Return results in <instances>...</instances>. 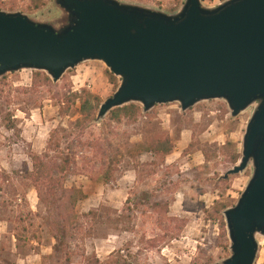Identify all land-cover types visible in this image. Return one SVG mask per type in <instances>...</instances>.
Here are the masks:
<instances>
[{"label":"rangeland","instance_id":"obj_1","mask_svg":"<svg viewBox=\"0 0 264 264\" xmlns=\"http://www.w3.org/2000/svg\"><path fill=\"white\" fill-rule=\"evenodd\" d=\"M118 1L169 15L186 2ZM201 1L206 8H216L228 0ZM0 11L20 12L57 29L67 25V14L55 0L40 9L32 0H0ZM39 73L23 70L0 78V262L221 264L231 257L225 212L237 205L254 169L250 165L240 175L223 177L240 163L234 165L232 158L237 153L242 158L253 108L233 118L224 101L204 102L187 112L179 104L157 106L148 113L141 106L136 122L118 124L109 114L81 144L71 134L80 118V102L65 116L68 97L86 90L99 97L102 106L117 92L121 79L102 62L83 63L57 84L52 79V84H43ZM54 133L64 158L69 148L76 154L67 187L80 188L88 196L77 208L79 224L58 252L53 212L41 204L25 173L26 165L33 169V155L59 157L51 148ZM166 138L175 144L170 156L132 157L136 146ZM105 165L118 168L109 185L103 181ZM258 242L255 264H264V237Z\"/></svg>","mask_w":264,"mask_h":264},{"label":"water","instance_id":"obj_2","mask_svg":"<svg viewBox=\"0 0 264 264\" xmlns=\"http://www.w3.org/2000/svg\"><path fill=\"white\" fill-rule=\"evenodd\" d=\"M61 29L23 13L0 11V78L23 70L54 83L86 62H102L121 79L98 122L132 104L148 113L179 104L187 112L224 101L233 118L253 108L239 165L223 177L253 176L225 212L232 255L221 264H255L264 237V0H228L206 8L186 0L169 15L118 0H55Z\"/></svg>","mask_w":264,"mask_h":264},{"label":"trees","instance_id":"obj_3","mask_svg":"<svg viewBox=\"0 0 264 264\" xmlns=\"http://www.w3.org/2000/svg\"><path fill=\"white\" fill-rule=\"evenodd\" d=\"M47 0H32L36 9H40L46 4ZM41 82L43 84H52V80L46 74L39 73ZM69 105L63 111V115L69 116L70 112L80 102L79 114L80 118L72 126V136H74L81 144L86 133L98 122L99 110L101 107V99L89 91H83L81 94L75 93L68 97ZM141 106L132 104L120 109H116L110 113V119L118 124L134 123L142 114ZM56 133L52 136L51 142L54 144L52 151L58 153L59 157H51L49 153L44 156L33 155L32 163L33 169H29L26 165L25 173L26 179L31 181L35 187L39 201L49 211L53 212V224L55 239L57 240L56 251L58 252L65 246L66 239L70 238V232L79 224L80 217L77 214L78 206L88 199L87 194L80 188L67 187V178L74 164L76 163V154L72 148H69V155L64 158L66 154L61 146V143L55 140ZM175 151V144L173 140L158 139L153 140L146 145L136 146L132 152V157H141L145 154H152L156 157L166 158ZM61 160V163H59ZM241 160V154L237 153L232 158L234 165ZM116 168L115 170H117ZM109 165H105L103 171L104 184L109 185L114 180V171ZM225 208L224 210H226ZM220 212H222L220 210ZM122 252V251H121ZM121 252L118 254L121 255ZM68 259H71V254H67ZM112 256V259H115ZM120 259V258H116ZM100 263V262H99ZM0 264H11L9 261H2Z\"/></svg>","mask_w":264,"mask_h":264}]
</instances>
